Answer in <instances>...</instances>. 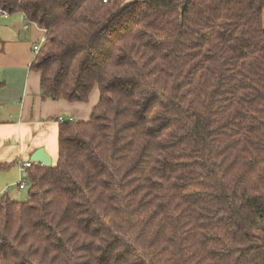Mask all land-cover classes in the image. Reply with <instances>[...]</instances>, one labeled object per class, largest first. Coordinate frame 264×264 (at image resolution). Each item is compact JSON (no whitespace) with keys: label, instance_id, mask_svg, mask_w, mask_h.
<instances>
[{"label":"trees","instance_id":"1","mask_svg":"<svg viewBox=\"0 0 264 264\" xmlns=\"http://www.w3.org/2000/svg\"><path fill=\"white\" fill-rule=\"evenodd\" d=\"M0 8L46 30L42 98L99 91L0 197V264H264V0Z\"/></svg>","mask_w":264,"mask_h":264},{"label":"crops","instance_id":"2","mask_svg":"<svg viewBox=\"0 0 264 264\" xmlns=\"http://www.w3.org/2000/svg\"><path fill=\"white\" fill-rule=\"evenodd\" d=\"M44 34V28L26 21L21 12L0 15V163H13L0 170V197L13 198L27 188L17 186L19 164L31 161L38 148L56 160L59 116L85 121L99 100L97 88L86 102L41 97L40 73L29 65L35 56L32 46Z\"/></svg>","mask_w":264,"mask_h":264},{"label":"built area","instance_id":"3","mask_svg":"<svg viewBox=\"0 0 264 264\" xmlns=\"http://www.w3.org/2000/svg\"><path fill=\"white\" fill-rule=\"evenodd\" d=\"M104 2H106L107 0H103ZM8 12L7 11H4L0 8V15L1 16H4V17H7L8 16ZM44 32L46 33V30L44 29ZM46 40V35L44 34L43 37L37 42L35 43L33 46H32V51L33 53L36 55L37 52L39 51L40 47L43 45V43L45 42ZM70 121H72L73 119H69ZM58 121L62 122L64 121L63 117L62 116H59L58 117ZM32 164H34L33 161H25L23 163H20L19 164V168H20V180L18 181V188L19 189H24L26 188L27 186V179H26V169L29 168Z\"/></svg>","mask_w":264,"mask_h":264},{"label":"water","instance_id":"4","mask_svg":"<svg viewBox=\"0 0 264 264\" xmlns=\"http://www.w3.org/2000/svg\"><path fill=\"white\" fill-rule=\"evenodd\" d=\"M31 161L43 165L50 166L52 164L51 158L45 153L43 148H38L30 157Z\"/></svg>","mask_w":264,"mask_h":264},{"label":"rangeland","instance_id":"5","mask_svg":"<svg viewBox=\"0 0 264 264\" xmlns=\"http://www.w3.org/2000/svg\"><path fill=\"white\" fill-rule=\"evenodd\" d=\"M263 26H264V12H263ZM17 181H19V179ZM12 195H13V198L11 197L12 199H15V200H18V201L24 200L25 197L27 196V188L22 190V191H20L18 194H16V196L14 195V193Z\"/></svg>","mask_w":264,"mask_h":264}]
</instances>
